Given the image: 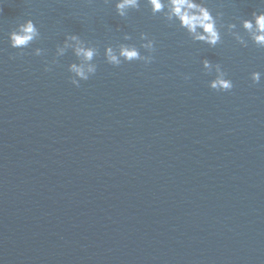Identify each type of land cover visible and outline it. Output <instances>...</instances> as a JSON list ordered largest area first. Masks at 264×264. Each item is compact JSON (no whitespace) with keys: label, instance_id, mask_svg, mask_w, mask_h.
Returning <instances> with one entry per match:
<instances>
[{"label":"water","instance_id":"water-1","mask_svg":"<svg viewBox=\"0 0 264 264\" xmlns=\"http://www.w3.org/2000/svg\"><path fill=\"white\" fill-rule=\"evenodd\" d=\"M208 7L242 32L264 0ZM27 19L42 39L20 55L8 36ZM142 32L153 63L105 62ZM65 34L98 51L79 88L71 51L44 71ZM205 58L231 92L209 89ZM0 264H264V49L226 27L193 44L143 0L126 19L110 0H0Z\"/></svg>","mask_w":264,"mask_h":264},{"label":"clouds","instance_id":"clouds-1","mask_svg":"<svg viewBox=\"0 0 264 264\" xmlns=\"http://www.w3.org/2000/svg\"><path fill=\"white\" fill-rule=\"evenodd\" d=\"M91 3V0H89ZM114 4L115 13L118 17L126 19L130 12L140 9L142 0H110ZM143 3L150 10L152 16H160L168 26L183 30L193 44H203L209 49H215L222 43V29L226 27V34L242 48H247L249 41L258 49H264V12H253L251 18L236 23H222L223 12L213 11L208 7V0H143ZM9 46L12 49H27L34 42L41 41V32L32 19L18 22L8 36ZM130 35L123 36L124 41L131 40ZM141 43L139 47L130 43H119L118 46L111 45L104 48V60L107 64L119 67L122 63L141 62L145 66L153 63L155 53V41L147 34L140 33ZM141 49L147 55L141 54ZM69 51L75 57L76 62L71 63L67 71L69 83L79 88L82 81H88L97 72L98 65L94 62L98 51L90 41L82 39L78 34H65L62 43L56 45L53 58L45 60L44 71L51 72L53 66L58 65L59 59ZM37 57L47 56V50L37 47L32 51ZM15 59V57H9ZM202 69L205 75L213 78L208 81L209 89L218 92H231L234 85L228 73L223 70L220 63H213L208 59L201 60ZM262 78L260 72L254 71L250 75L252 84H259ZM191 79L189 75L183 77Z\"/></svg>","mask_w":264,"mask_h":264}]
</instances>
